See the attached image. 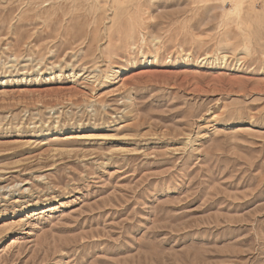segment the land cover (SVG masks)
<instances>
[{"label":"rangeland","instance_id":"obj_1","mask_svg":"<svg viewBox=\"0 0 264 264\" xmlns=\"http://www.w3.org/2000/svg\"><path fill=\"white\" fill-rule=\"evenodd\" d=\"M0 264H264V0H0Z\"/></svg>","mask_w":264,"mask_h":264},{"label":"bare ground","instance_id":"obj_2","mask_svg":"<svg viewBox=\"0 0 264 264\" xmlns=\"http://www.w3.org/2000/svg\"><path fill=\"white\" fill-rule=\"evenodd\" d=\"M123 69L125 70V69H126V67H124ZM32 205H33V204H32ZM39 205H40V204H39ZM30 206H31V204H30Z\"/></svg>","mask_w":264,"mask_h":264}]
</instances>
